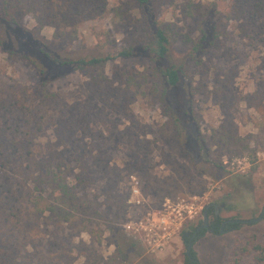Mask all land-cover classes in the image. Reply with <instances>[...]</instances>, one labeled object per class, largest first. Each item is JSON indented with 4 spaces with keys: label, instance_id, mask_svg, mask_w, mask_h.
I'll return each mask as SVG.
<instances>
[{
    "label": "rangeland",
    "instance_id": "rangeland-1",
    "mask_svg": "<svg viewBox=\"0 0 264 264\" xmlns=\"http://www.w3.org/2000/svg\"><path fill=\"white\" fill-rule=\"evenodd\" d=\"M183 1L157 0L171 55L185 62L172 90L144 58L60 73L43 86L35 67L0 46V264H185L183 234L203 222L207 205L224 202L222 218L262 212L264 16L231 21L233 0H197L218 37L189 57L178 33L195 41L201 33L182 15ZM10 2L8 18L71 59L118 52L147 33L130 0ZM54 168L70 196L44 183ZM131 176L141 206L131 202ZM167 199L193 205V217L153 252L133 225ZM37 202L55 210L40 214ZM193 250L201 264H264V218L205 233Z\"/></svg>",
    "mask_w": 264,
    "mask_h": 264
},
{
    "label": "trees",
    "instance_id": "trees-1",
    "mask_svg": "<svg viewBox=\"0 0 264 264\" xmlns=\"http://www.w3.org/2000/svg\"><path fill=\"white\" fill-rule=\"evenodd\" d=\"M10 1L3 0L0 2V31L6 32L11 37L8 42L0 38V46L35 67L43 86H46L49 80L58 78L60 73H62L61 75H67L74 71L83 72L89 68L104 67L110 61L133 58H144L150 61L154 66V70L159 73L160 77L164 78L167 90L179 88L183 83V78L186 75L185 62L184 60L178 62L171 55V24L165 23L161 19L157 11L161 6V2H157V0H130L132 8L140 11L141 17L144 19L147 33L141 42L123 47L118 52H108L105 55L97 56H80L75 59L61 56L50 50L36 32L21 26L14 17L8 18L11 15ZM165 1L168 2L169 0ZM182 3L180 6L182 15L187 19L194 20L201 33L197 41L193 39L191 33H183L182 31L178 33L184 43L191 45L188 56L194 57L197 52L204 49L206 44H214L218 33L213 31L214 27L208 21L203 22L201 3H198L197 0H185ZM242 15L252 19L256 17L258 19L263 18L264 0H233L227 15L228 19L231 21L237 20ZM179 121L180 119L177 117V122ZM62 175L63 172L60 169L56 170L54 168L53 170L47 169L42 176L45 178L44 183L55 187V192L70 196L72 188L68 186ZM74 205H77L76 202ZM35 206L41 211L40 214L45 212V209L55 210V207L52 208L51 206L41 208L39 202ZM72 207L75 206L72 205ZM208 215L212 216L210 231L219 232L223 219L214 215V208L208 211ZM240 226L239 223H233L228 224L225 228L235 227L236 229ZM206 231V229H203L198 233V236H204ZM130 244L131 247L137 245L135 241H131ZM260 248L261 246L256 245V249ZM194 259L198 260L196 253L192 250L191 256L186 254L185 264H200L199 261Z\"/></svg>",
    "mask_w": 264,
    "mask_h": 264
},
{
    "label": "built area",
    "instance_id": "built-area-1",
    "mask_svg": "<svg viewBox=\"0 0 264 264\" xmlns=\"http://www.w3.org/2000/svg\"><path fill=\"white\" fill-rule=\"evenodd\" d=\"M131 196L136 206L142 204L140 180L131 176ZM187 209L174 205L170 199L157 210L149 211L142 216L139 223L133 225L137 232H143L150 249L153 252L163 250L170 243L175 234H179L185 220L192 218L193 205H186Z\"/></svg>",
    "mask_w": 264,
    "mask_h": 264
},
{
    "label": "flooded vegetation",
    "instance_id": "flooded-vegetation-1",
    "mask_svg": "<svg viewBox=\"0 0 264 264\" xmlns=\"http://www.w3.org/2000/svg\"><path fill=\"white\" fill-rule=\"evenodd\" d=\"M211 208H214V215L216 216V217H220V218H222L221 217V213H219V214H217L216 212H217V208L216 207H214V206H211L210 208H209V210L211 209ZM208 210V211H209ZM223 219V221H222V223H221V226H220V230H219V232H212V231H210V215H209V223H208V227H205V226H203L202 224H203V222L201 223V224H199V225H197L192 231H188V234L185 236L184 234H183V241H184V243L186 244V249H187V245L190 243V242H192V249H191V251L193 250V247H194V244H195V242L198 240V239H201L202 237H200V236H198V233L199 232H201L203 229H206L207 231H206V233H211V234H213V235H221V234H223V233H226V232H228V231H230V230H234L235 229V227H233V228H230V229H226L225 227L228 225V224H233V223H237V222H230V221H228V220H230V219H238V218H222ZM226 221V223L223 225V223ZM239 224H244V223H239ZM250 224H252V223H250ZM221 230H223V233H221V234H219L220 232H221ZM185 233V232H184ZM186 254H187V252H186ZM188 255V254H187ZM189 256H191V252H190V254H189ZM198 259V258H197ZM195 261H199V259L198 260H196V259H194ZM199 263H200V261H199ZM201 264V263H200Z\"/></svg>",
    "mask_w": 264,
    "mask_h": 264
},
{
    "label": "water",
    "instance_id": "water-1",
    "mask_svg": "<svg viewBox=\"0 0 264 264\" xmlns=\"http://www.w3.org/2000/svg\"><path fill=\"white\" fill-rule=\"evenodd\" d=\"M211 206H214L217 208V214H219L221 212V210L225 207V203L224 202H216V203H212L206 206L205 210H204V219H203V226L208 227V223H209V215H208V210ZM264 218V209L262 210V212L259 214V216L257 217H253L250 219H244V218H238V219H230L228 221L230 222H237V223H256L258 221H261ZM226 223V221L223 223V225ZM223 233V230H221V232L219 234ZM188 234V231H185L184 235L186 236ZM192 242H190L187 245V249L186 252L189 255L192 249Z\"/></svg>",
    "mask_w": 264,
    "mask_h": 264
}]
</instances>
